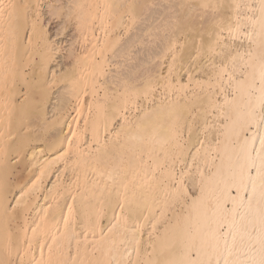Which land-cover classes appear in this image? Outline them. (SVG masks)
I'll use <instances>...</instances> for the list:
<instances>
[{
	"label": "bare ground",
	"instance_id": "1",
	"mask_svg": "<svg viewBox=\"0 0 264 264\" xmlns=\"http://www.w3.org/2000/svg\"><path fill=\"white\" fill-rule=\"evenodd\" d=\"M0 10V264H258V213L226 249L264 174L261 0Z\"/></svg>",
	"mask_w": 264,
	"mask_h": 264
},
{
	"label": "snow or ice",
	"instance_id": "2",
	"mask_svg": "<svg viewBox=\"0 0 264 264\" xmlns=\"http://www.w3.org/2000/svg\"><path fill=\"white\" fill-rule=\"evenodd\" d=\"M261 10L264 13V0H261ZM2 11V10H0ZM237 195L232 200V208L228 211L233 214V220L239 216L241 223H233L231 225V240L232 248L226 249L231 254L232 249L241 250L245 246L250 245L252 238V228L254 227V220L258 213L260 221V246H261V259L258 264H264V174L260 176L259 188L256 185L251 187V196L245 199L240 195L241 192L247 193L248 184L246 177L242 173L239 177L237 187ZM247 220V225L243 222ZM224 264H228L227 261ZM233 264H245L244 261H234ZM254 264V262H251Z\"/></svg>",
	"mask_w": 264,
	"mask_h": 264
},
{
	"label": "rangeland",
	"instance_id": "3",
	"mask_svg": "<svg viewBox=\"0 0 264 264\" xmlns=\"http://www.w3.org/2000/svg\"><path fill=\"white\" fill-rule=\"evenodd\" d=\"M57 22H58V21L55 20V21H52V22L48 25V27L51 26V28H50V27H49V28H50V30H51L52 33H53V32L57 29V27H58V23H57ZM70 32H71V31H70ZM70 32L68 31L69 34H70ZM69 34H67L68 37H66V36L64 37V36H63L64 38H62V39L66 40V38H70V35H69ZM61 59H62V58H61V56H60V57L58 58V61L61 60Z\"/></svg>",
	"mask_w": 264,
	"mask_h": 264
}]
</instances>
